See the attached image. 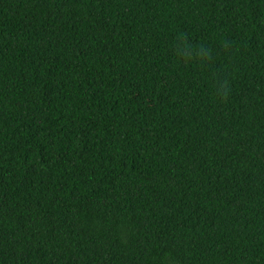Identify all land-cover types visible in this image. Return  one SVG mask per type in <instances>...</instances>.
<instances>
[{"label": "trees", "instance_id": "obj_1", "mask_svg": "<svg viewBox=\"0 0 264 264\" xmlns=\"http://www.w3.org/2000/svg\"><path fill=\"white\" fill-rule=\"evenodd\" d=\"M0 264H264V0H0Z\"/></svg>", "mask_w": 264, "mask_h": 264}]
</instances>
